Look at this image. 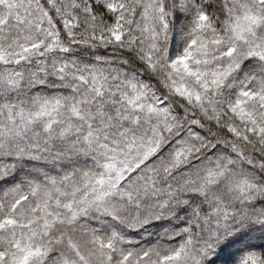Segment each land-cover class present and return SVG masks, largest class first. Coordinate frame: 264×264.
Here are the masks:
<instances>
[{"label": "trees", "instance_id": "1", "mask_svg": "<svg viewBox=\"0 0 264 264\" xmlns=\"http://www.w3.org/2000/svg\"><path fill=\"white\" fill-rule=\"evenodd\" d=\"M11 1L0 264H264V109L234 108L264 94V0ZM174 44L196 91L175 87ZM123 149L120 181L97 190Z\"/></svg>", "mask_w": 264, "mask_h": 264}, {"label": "rangeland", "instance_id": "2", "mask_svg": "<svg viewBox=\"0 0 264 264\" xmlns=\"http://www.w3.org/2000/svg\"><path fill=\"white\" fill-rule=\"evenodd\" d=\"M15 5L16 3L12 2L11 0H0V30L4 25V21L6 19L5 16H8L9 14L14 15V11H16ZM24 11H26V9H24ZM119 27V22L116 21L114 31L116 32ZM245 28L247 30L251 27L247 25ZM8 55L10 54H7L6 56ZM189 57H192V55L187 53L186 51L178 50L175 44L173 45L172 49L170 48L168 55L169 65L172 69V74L175 75L174 77H176V79H178V81L175 80V87L182 93L196 91L198 81L200 82V79H198L194 73L195 69H193V64H190L189 62ZM0 60H3L1 54ZM201 80L207 81V79H205L204 77H201ZM190 84H192V86H190ZM251 101L264 109V94L250 93L248 91H244L241 93L240 98L236 101L234 108H237L239 116L241 118L244 117V120L245 114H250L249 120L253 122L255 120V115L252 113V109H250V105H252ZM60 105L61 104L59 103H57L56 105L46 104L40 107L44 116L43 121L45 125H43V127L45 131H50L55 124L63 120V118L60 116V111H58ZM152 110L156 111L155 108ZM161 113L164 112L161 111ZM28 121L32 122L33 120L29 119ZM75 128L76 126L73 124V122L65 121V123H62V130H64L63 133H66L68 132V130H72ZM5 135L8 136L9 134H6V132L3 133L2 141L5 140ZM90 136L91 134H88L85 140H87V138H89ZM110 152L111 154L108 156L110 158V161H108L106 165V177L103 178L106 179V184L99 185L97 187V190L103 189L105 191V187L107 186L106 191H108L110 187H115V181H120L123 174L122 170H124L125 168L127 159L133 156L131 151H124V149L120 151L110 150ZM116 159H118V161H116ZM242 180L243 181L241 182V184L237 185L235 189L240 192L247 193L251 189L250 186H246L248 184V179L245 176ZM104 191L102 193H104Z\"/></svg>", "mask_w": 264, "mask_h": 264}]
</instances>
